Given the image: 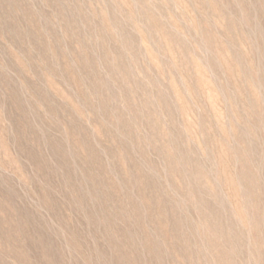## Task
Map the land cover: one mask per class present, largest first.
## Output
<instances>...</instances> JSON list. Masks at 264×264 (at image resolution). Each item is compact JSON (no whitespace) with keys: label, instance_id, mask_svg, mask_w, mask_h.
<instances>
[{"label":"rangeland","instance_id":"obj_1","mask_svg":"<svg viewBox=\"0 0 264 264\" xmlns=\"http://www.w3.org/2000/svg\"><path fill=\"white\" fill-rule=\"evenodd\" d=\"M0 264H264V0H0Z\"/></svg>","mask_w":264,"mask_h":264}]
</instances>
